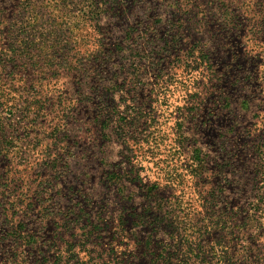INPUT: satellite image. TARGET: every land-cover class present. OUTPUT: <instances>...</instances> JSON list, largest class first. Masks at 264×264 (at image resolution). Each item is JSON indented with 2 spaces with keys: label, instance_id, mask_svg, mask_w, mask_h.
I'll use <instances>...</instances> for the list:
<instances>
[{
  "label": "rangeland",
  "instance_id": "obj_1",
  "mask_svg": "<svg viewBox=\"0 0 264 264\" xmlns=\"http://www.w3.org/2000/svg\"><path fill=\"white\" fill-rule=\"evenodd\" d=\"M0 264H264V0H0Z\"/></svg>",
  "mask_w": 264,
  "mask_h": 264
},
{
  "label": "trees",
  "instance_id": "obj_2",
  "mask_svg": "<svg viewBox=\"0 0 264 264\" xmlns=\"http://www.w3.org/2000/svg\"><path fill=\"white\" fill-rule=\"evenodd\" d=\"M209 203H210V200L205 201V205L209 204ZM209 208L210 207H208L206 205V209L208 212H209ZM208 218L211 221V225L222 226L223 228L229 229L230 232H233L235 230H238L239 228L245 227L247 224H249V221L251 220V219H249V216H248V217H246V221H245L246 224L234 223L233 221L231 222V220L228 219V215L225 214L223 211H221L220 213L217 214V218H215V217H212V218L208 217ZM184 237H185V235H184Z\"/></svg>",
  "mask_w": 264,
  "mask_h": 264
}]
</instances>
